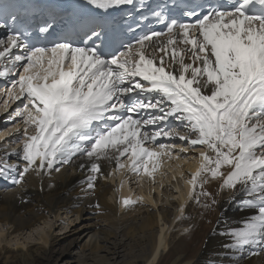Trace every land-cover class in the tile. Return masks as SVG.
I'll return each instance as SVG.
<instances>
[{"label":"snow or ice","instance_id":"obj_1","mask_svg":"<svg viewBox=\"0 0 264 264\" xmlns=\"http://www.w3.org/2000/svg\"><path fill=\"white\" fill-rule=\"evenodd\" d=\"M88 3L108 10L134 0ZM59 15L50 11L39 32L50 33ZM152 15L166 31L149 30L134 44L97 45L99 25L83 31L79 43L74 32L37 46L15 27L0 37V78L10 81L0 96H7L5 110L15 101L22 105L10 117L20 123L9 130L21 134L20 147L12 150L18 164L0 161V175L15 168L12 180L19 185L30 170L59 172L54 165L79 154L90 162L88 189L105 158L115 160L117 172L154 183L162 158H179L176 145L158 139L178 138L187 145L179 152L204 149L188 180L189 196L197 186L199 195L210 196L203 186L221 180L220 188L231 190L232 199L239 194L249 213L228 231L230 248L264 253V0H233L202 16L188 8L183 15L195 16L193 23L166 19L163 11ZM142 200L123 197L120 203L127 208Z\"/></svg>","mask_w":264,"mask_h":264},{"label":"bare ground","instance_id":"obj_2","mask_svg":"<svg viewBox=\"0 0 264 264\" xmlns=\"http://www.w3.org/2000/svg\"><path fill=\"white\" fill-rule=\"evenodd\" d=\"M3 110L5 107L1 103L0 113ZM6 135H9L8 131L0 133V138ZM11 140L10 145L17 143V140ZM9 147L0 143V161L16 166L18 158L7 151ZM122 162L127 163L126 159ZM98 163L101 172L93 189L87 188L90 162L79 154L69 164L54 165V168L59 167V172L49 170L47 174L38 175L30 170L19 185L12 180L17 176L15 168L6 170L7 174L0 177L11 185V190L0 191V225L8 226L9 236H16L24 230H31L35 223H44L51 214L55 217L60 213L81 216L86 223L75 231L87 228L88 233L82 238L73 237L55 258L61 257L65 263L71 264H264V253L249 255L230 248L228 231L242 226L243 219L249 215L241 209L239 194L232 199L231 190L220 188L221 180L209 179L203 191L210 196L199 195L202 191L199 186L189 196L191 186L185 179L189 172L196 171L189 157L162 158L159 170L168 169L170 174L166 181L169 184H165L158 170L156 187L144 189V184L138 186L137 193L130 189L126 178L114 184L106 180H112L116 174L114 159L105 158ZM81 164L85 167L81 168ZM135 177L139 185L145 182L142 181L145 177ZM182 183L184 190L181 189ZM153 191L161 192V195L152 194ZM182 192L183 198L180 196ZM123 197H143V200L125 208L120 203ZM183 201H187L185 207L180 205ZM186 227H190L188 233L181 236ZM39 239V245L14 251L4 245L11 240L0 237V245L4 243L0 246V264H50L54 248L47 246L52 245L51 233L45 232ZM70 246L73 247L71 250L68 249Z\"/></svg>","mask_w":264,"mask_h":264},{"label":"rangeland","instance_id":"obj_3","mask_svg":"<svg viewBox=\"0 0 264 264\" xmlns=\"http://www.w3.org/2000/svg\"><path fill=\"white\" fill-rule=\"evenodd\" d=\"M1 97V96H0ZM0 104H1V100H0ZM15 104H12L11 106H14ZM11 110V108H9V111ZM6 110H3V112L0 113L3 114ZM15 109L12 111L14 113ZM12 114V113H11ZM4 118H6L7 120L10 119V116L7 114H5L4 116H2L1 121L4 120ZM11 120V119H10ZM15 122L18 121L17 120H14ZM14 122H6L5 124H0V128H9ZM16 123H20V122H16ZM15 124V123H14ZM13 124V125H14ZM17 125V124H15ZM9 126V127H8ZM21 137V134L19 133L18 136L16 135H13L12 137H10L9 139L7 140H4L0 143H2L5 147H8V146H13V145H10L9 143H12V138L14 140H17L18 142V139ZM8 144V146L6 145V143ZM16 144V143H15ZM14 144V145H15ZM10 148V149H9ZM8 148V152L9 153H13L12 150L14 147H9ZM83 156V155H82ZM125 158L122 157L121 158V161L124 160ZM124 169H122L123 171ZM160 171V170H159ZM121 172V171H120ZM167 174L165 176H163L162 178L165 180V184H169L168 181H166V178L169 176L168 172H166ZM127 174H128V177H126V181L127 183L129 182L130 178L131 179H136L135 180V183L137 181V178L135 177V173H132L130 171H127ZM132 175V176H131ZM118 176V174H117ZM133 177V178H132ZM1 178V177H0ZM146 178V177H145ZM145 178H143V182L145 181ZM119 179V177H118ZM121 179H124V178H121ZM5 179L1 178L0 179V191H9L10 189V184H8L6 182V180L4 181ZM108 182L110 181L112 183L113 180H109V179H106ZM120 180V179H119ZM113 184V183H112ZM140 184V183H139ZM138 186H143L144 184L146 185V183H141V185ZM129 185V183H128ZM2 186V187H1ZM9 186V187H7ZM130 186V185H129ZM5 187H7L5 189ZM144 189L146 188H151V186L149 187H146V186H143ZM156 187V186H155ZM154 188V187H152ZM5 189V190H4ZM11 190V189H10ZM138 192V189L135 191V193ZM70 216V217H69ZM78 218V219H77ZM83 223H86L85 221L81 220V216H77L75 217V215H71V214H68L66 215L65 213H60V215L58 217H55L53 214L49 215L45 222L44 223H35L34 226L31 228V230H28V231H23L21 232L19 235H10L9 236V232H10V229L8 228V226H2L0 225V237H5L6 240H11L10 243L8 244H4L1 242V245H6L8 248H13L14 251H17L18 249H22V250H26L27 248H31L33 245H39L41 244V240L39 239L40 236L45 233V232H50L51 233V236H52V239H49L52 241V245H48L47 247L49 249L51 248H54L52 249V256H53V261L50 263V264H71V263H65L63 261V259H61V257H59L57 260L55 259L56 257H58V254H59V251H61V249L65 248L66 246H68V243L70 242V240L75 237V236H78L79 238H82L85 234L88 233V230L87 228H83V229H79L78 231H75V229L79 228L80 226L83 225ZM190 228V227H189ZM189 228H184L182 231H181V236H185V234L188 233L189 231ZM75 232V233H74ZM191 234V233H190ZM179 237V236H178ZM0 245V246H1ZM47 248V249H48ZM73 247L70 246L68 249L71 250ZM48 249V250H49ZM76 250V249H74ZM1 258V257H0ZM73 264V263H72Z\"/></svg>","mask_w":264,"mask_h":264}]
</instances>
